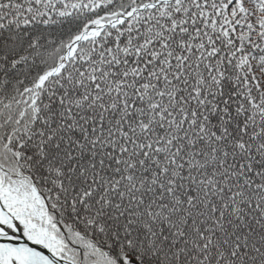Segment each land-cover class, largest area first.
I'll return each mask as SVG.
<instances>
[{"label": "snow or ice", "instance_id": "snow-or-ice-1", "mask_svg": "<svg viewBox=\"0 0 264 264\" xmlns=\"http://www.w3.org/2000/svg\"><path fill=\"white\" fill-rule=\"evenodd\" d=\"M0 264H264V0H0Z\"/></svg>", "mask_w": 264, "mask_h": 264}]
</instances>
